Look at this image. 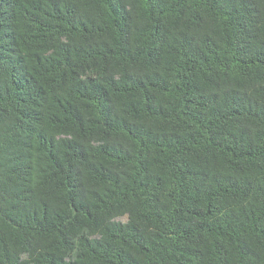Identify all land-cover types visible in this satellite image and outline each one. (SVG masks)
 Wrapping results in <instances>:
<instances>
[{
    "label": "trees",
    "instance_id": "trees-1",
    "mask_svg": "<svg viewBox=\"0 0 264 264\" xmlns=\"http://www.w3.org/2000/svg\"><path fill=\"white\" fill-rule=\"evenodd\" d=\"M0 264H264V0H0Z\"/></svg>",
    "mask_w": 264,
    "mask_h": 264
}]
</instances>
